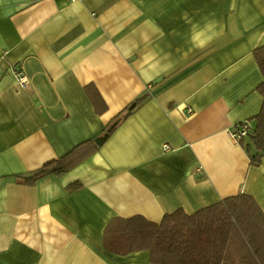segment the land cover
<instances>
[{
	"label": "crops",
	"instance_id": "0c3cea01",
	"mask_svg": "<svg viewBox=\"0 0 264 264\" xmlns=\"http://www.w3.org/2000/svg\"><path fill=\"white\" fill-rule=\"evenodd\" d=\"M261 45L264 0H0V264H153L123 250L122 219L242 193L264 212V157L230 135L262 106ZM92 139L65 173L24 182Z\"/></svg>",
	"mask_w": 264,
	"mask_h": 264
},
{
	"label": "trees",
	"instance_id": "16d2710c",
	"mask_svg": "<svg viewBox=\"0 0 264 264\" xmlns=\"http://www.w3.org/2000/svg\"><path fill=\"white\" fill-rule=\"evenodd\" d=\"M253 54L263 73V80L257 86L263 102L259 112L246 120L252 123L240 144L252 163L258 165L264 157V45L256 47ZM90 94L96 107L104 109L99 93L94 90ZM147 98L148 95L139 96L116 115L105 137ZM99 145L97 140H86L60 159L22 176L23 180L34 183L48 174H63L91 155ZM77 186L72 184L70 189ZM122 224L116 239L127 240L123 250L147 248L153 264H264V212L256 199L246 193L223 198L193 213L177 209L166 213L160 222L134 216L122 219Z\"/></svg>",
	"mask_w": 264,
	"mask_h": 264
},
{
	"label": "built area",
	"instance_id": "2783aa9c",
	"mask_svg": "<svg viewBox=\"0 0 264 264\" xmlns=\"http://www.w3.org/2000/svg\"><path fill=\"white\" fill-rule=\"evenodd\" d=\"M71 1H76V0H71ZM14 72L18 78L20 85L26 86L28 83V78L24 73V71L21 68L16 67L14 68ZM0 73H1V68H0ZM250 127H251V123L248 121H244L242 124H240V126H237L234 130H232L230 135L236 143H240V140L247 134V131L249 130ZM169 148L170 146L164 145L165 150H168Z\"/></svg>",
	"mask_w": 264,
	"mask_h": 264
},
{
	"label": "water",
	"instance_id": "95a60500",
	"mask_svg": "<svg viewBox=\"0 0 264 264\" xmlns=\"http://www.w3.org/2000/svg\"><path fill=\"white\" fill-rule=\"evenodd\" d=\"M97 142L99 143V144H101L102 143V139H97Z\"/></svg>",
	"mask_w": 264,
	"mask_h": 264
}]
</instances>
